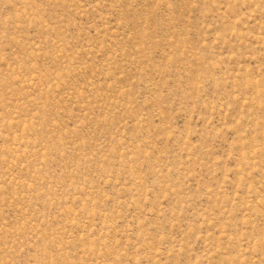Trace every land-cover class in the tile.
I'll use <instances>...</instances> for the list:
<instances>
[{
    "label": "rangeland",
    "instance_id": "rangeland-1",
    "mask_svg": "<svg viewBox=\"0 0 264 264\" xmlns=\"http://www.w3.org/2000/svg\"><path fill=\"white\" fill-rule=\"evenodd\" d=\"M0 264H264V0H0Z\"/></svg>",
    "mask_w": 264,
    "mask_h": 264
}]
</instances>
